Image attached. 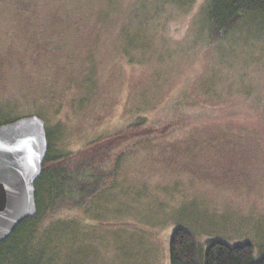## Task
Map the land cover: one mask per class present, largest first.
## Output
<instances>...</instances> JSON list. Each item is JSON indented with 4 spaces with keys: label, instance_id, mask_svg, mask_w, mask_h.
<instances>
[{
    "label": "rangeland",
    "instance_id": "obj_1",
    "mask_svg": "<svg viewBox=\"0 0 264 264\" xmlns=\"http://www.w3.org/2000/svg\"><path fill=\"white\" fill-rule=\"evenodd\" d=\"M33 1L52 19L91 10L97 29L68 55L80 61L74 81L64 63L41 77L6 44L19 45L36 5L0 0L2 114L46 117L60 131L55 152L94 163L93 186L106 183L88 207L59 213L46 264H171L177 226L202 243L251 242L260 256L264 20L212 40L205 0Z\"/></svg>",
    "mask_w": 264,
    "mask_h": 264
},
{
    "label": "trees",
    "instance_id": "obj_2",
    "mask_svg": "<svg viewBox=\"0 0 264 264\" xmlns=\"http://www.w3.org/2000/svg\"><path fill=\"white\" fill-rule=\"evenodd\" d=\"M32 3L37 9L32 13L36 14L33 20L28 19L27 23L17 28L22 32L19 45L14 40L6 44L9 48L18 49L23 53L21 64L25 65L27 62L31 65L30 58L34 59L31 69L37 75L44 77L46 74L50 75L48 78H54L55 74L60 72L59 66L64 63L62 67L66 69L63 73L73 76L74 81L79 72L80 61L69 64L68 55L71 58L74 53L87 50L89 33L91 30L94 32V29L96 32L97 29L92 11L82 7L83 9L77 12L71 10L64 11L59 17L54 15L52 19L45 3L42 6L33 0ZM205 7L204 27L208 29L212 40L228 38L234 32H240L243 24L264 20V0H205ZM2 80L0 73V82ZM51 85H55L53 79ZM55 89L51 88L53 91ZM55 105L56 103H53V106ZM11 108L13 111L14 107ZM3 110L1 105L0 125L23 117L2 114ZM45 120L47 122L46 117ZM57 129L56 125L46 129L48 153L42 173L35 183L37 213L34 217L22 220L13 233L0 242V264H46L54 247L51 245L57 243L54 242L57 234L54 228L61 222L62 216L59 213L64 209L83 207L86 204L88 207L89 198L91 197V200L106 184L95 181L93 186L94 176L90 172L97 168L94 163L82 159L81 163L73 166L71 162L74 158L71 154L61 155L55 152L51 133L53 132L55 137L60 133ZM48 220L50 221L47 222ZM259 254L261 255H256L255 246L251 242L232 244L220 239H209L202 243L194 231L186 226L175 227L170 235L171 264H264V248L258 251Z\"/></svg>",
    "mask_w": 264,
    "mask_h": 264
},
{
    "label": "water",
    "instance_id": "obj_3",
    "mask_svg": "<svg viewBox=\"0 0 264 264\" xmlns=\"http://www.w3.org/2000/svg\"><path fill=\"white\" fill-rule=\"evenodd\" d=\"M47 153L43 118L27 115L0 125V242L36 215L35 183Z\"/></svg>",
    "mask_w": 264,
    "mask_h": 264
}]
</instances>
